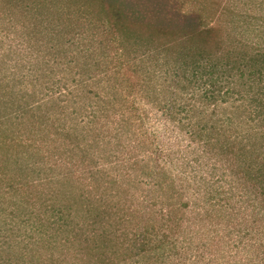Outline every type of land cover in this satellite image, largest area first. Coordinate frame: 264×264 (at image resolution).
<instances>
[{
    "label": "rangeland",
    "instance_id": "374dc122",
    "mask_svg": "<svg viewBox=\"0 0 264 264\" xmlns=\"http://www.w3.org/2000/svg\"><path fill=\"white\" fill-rule=\"evenodd\" d=\"M200 6L227 44L242 41L264 50V0H200ZM12 38L0 25V79L13 81L20 96L39 101L74 130L93 157L88 170L99 176L90 185V171L76 156L42 161L31 150L6 148L11 160L0 161V264H264L258 202L228 176L223 162L181 131V119L213 114L202 92L181 96L166 85L152 89L141 106L143 129H135L119 116L100 117L94 111L102 98H83L71 77L65 88L60 66L39 63L31 47L12 45ZM17 131L22 138L29 134ZM33 134L32 143L40 136ZM73 160L81 182L57 181ZM85 203L104 208L105 242L76 241L95 227L89 213L68 206ZM90 248L96 251L88 253Z\"/></svg>",
    "mask_w": 264,
    "mask_h": 264
},
{
    "label": "trees",
    "instance_id": "16d2710c",
    "mask_svg": "<svg viewBox=\"0 0 264 264\" xmlns=\"http://www.w3.org/2000/svg\"><path fill=\"white\" fill-rule=\"evenodd\" d=\"M203 11L200 0H0V25L12 35V45L31 47L45 66H60L65 88L71 77L75 88L68 87L78 88L83 98H102L94 111L100 117L119 116L135 129H143L141 106L147 105L152 89L166 85L181 96L202 92L213 114L181 119V131L224 163L228 176L246 186L264 216V50L242 41L227 44L218 37L213 19L204 20ZM6 78L0 79V161L11 160L4 150L17 147L42 161L76 156L90 171V185L97 182L99 173L88 170L86 163L94 160L81 137L59 124L42 103L20 96ZM64 93L59 89V95ZM226 96L236 99L226 101ZM219 107L223 116L216 112ZM17 129L27 131L28 138ZM33 133L41 137L32 143ZM74 160L57 181L81 182ZM68 210L93 219L94 230L76 241L105 242L100 231L106 216L100 204L69 205Z\"/></svg>",
    "mask_w": 264,
    "mask_h": 264
}]
</instances>
